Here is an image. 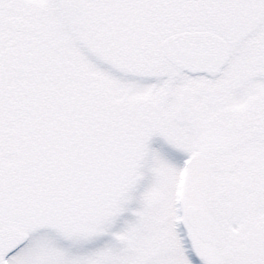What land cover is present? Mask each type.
I'll return each mask as SVG.
<instances>
[{"label":"snow or ice","instance_id":"6c2138e0","mask_svg":"<svg viewBox=\"0 0 264 264\" xmlns=\"http://www.w3.org/2000/svg\"><path fill=\"white\" fill-rule=\"evenodd\" d=\"M0 264H264V0H0Z\"/></svg>","mask_w":264,"mask_h":264}]
</instances>
